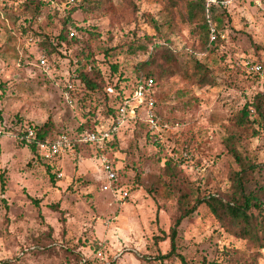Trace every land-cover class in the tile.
Here are the masks:
<instances>
[{
    "label": "rangeland",
    "instance_id": "obj_1",
    "mask_svg": "<svg viewBox=\"0 0 264 264\" xmlns=\"http://www.w3.org/2000/svg\"><path fill=\"white\" fill-rule=\"evenodd\" d=\"M42 1L39 14L23 11L25 0H0L7 6L0 15V126L9 134L0 141V264H182L153 259L170 250L163 237L179 214L178 187L190 202L227 193L229 173L238 169L225 144L230 132L240 134L243 154L264 163V123L241 127L235 118L264 92V76L254 70L264 68V8L254 0L217 7L215 44L207 46L184 8L166 0ZM163 45L174 62L162 57ZM151 54L164 68L157 100L170 123L161 139L167 148L187 147L190 158L172 184L145 129L122 131L105 151L130 193L125 200L103 190L100 153H65L49 170L48 160L15 141L21 124L50 118L57 133L86 121L107 127L117 102L105 87L134 83L136 65ZM198 64L211 83L201 82ZM80 71L100 72L106 85L90 90ZM177 243L188 263L264 264V249L228 232L205 204L183 220Z\"/></svg>",
    "mask_w": 264,
    "mask_h": 264
},
{
    "label": "trees",
    "instance_id": "obj_2",
    "mask_svg": "<svg viewBox=\"0 0 264 264\" xmlns=\"http://www.w3.org/2000/svg\"><path fill=\"white\" fill-rule=\"evenodd\" d=\"M166 1L170 7L182 6L185 10V16L188 23L193 27L194 31L203 36V42L207 46L215 44V41L211 39L210 25L214 24L216 26L214 20H216L218 17L217 7H224V9H226L228 6L221 4L223 0H217L218 2L211 4H209L210 0ZM68 2L69 4H74L76 3V0H69ZM43 6L44 1L42 0H25L22 10L29 11L34 9L35 12L41 14ZM6 8L7 6L5 7L3 3L0 4V15L2 9ZM92 8L94 9L96 6L94 5ZM57 38L65 39L64 33H61ZM58 44H60V40L58 41ZM163 46L162 57L164 60L174 62V59L172 58V49L167 45ZM154 66L156 67L159 65L156 64L155 56L151 54L149 59L136 65L138 73L134 83L131 85L125 84L124 88L118 82L110 83L109 86L107 85V87H105L107 94L111 97L113 96L117 102L116 105L111 109V120L116 117L118 107L124 101L125 97L130 95L133 89L140 83H143L149 78H153L155 81V110L161 118L162 126L165 123H170L169 119H166L159 110L157 100V74L161 73L164 68L161 66L155 68ZM198 68L201 69V82L211 83L212 80L207 73V67L198 64ZM113 69L117 70V66L113 65ZM78 77L80 81L90 90H97L106 85L105 77L97 71H94V76L85 71H80ZM112 87L113 91L110 92L109 88ZM252 110H254V114H257L258 117H252L250 114ZM235 116L237 124L241 127H251L254 126L256 122H261L263 124L264 92L258 93L254 101L249 104L247 103L239 112L236 113ZM54 126L55 124L52 118L42 125H25L23 123L17 128V130H15L17 133L14 135L15 141L20 146L30 148L34 155L39 156L40 154L37 150V143L34 141L28 143L25 140V135L27 134L28 129H33L35 131L36 140L38 141L54 140L63 134L76 137L84 133L86 130L97 129L96 127H92L93 125H90L88 121L80 124L75 129L63 130L61 132L59 131L58 133L56 132L57 130H55ZM132 128L133 130L138 128L145 129L147 138L158 147L157 150L158 153H160V161L162 166L165 168V173L170 176L169 182L171 184L175 182L178 179L175 177L178 176L179 172H182L184 164L189 162L190 158L184 155V152L187 150L185 148L187 147L174 144L171 146L172 148H170L169 145L167 148L161 139V132L167 128L161 129V131L158 133L151 129L150 124L147 121L137 118L131 121L128 125L121 128L119 133H117L109 142V148L117 144V140L122 131H127ZM240 141L241 136L236 132H230L225 139V144L229 153L234 157L236 163L238 164V169H232L229 173L230 188L227 193H225V195L209 193L199 195L195 197L194 202H190L188 193H185V191L178 187L179 197L177 198V204L179 214L174 224L170 228L169 234L163 237V239L166 237L170 238V250L167 254L158 255L153 259L160 260L161 263H164L165 259L179 258L182 264H194L188 263L184 255L178 252L177 238L179 236V227L181 226L183 220L196 212L202 204L208 206L216 220L228 232L237 237L249 240L259 249H264V163H258L252 157L248 156L247 154H243L237 147V144H239ZM85 148L91 149L92 154L94 155H99L100 153V150L91 143H77L75 148L68 151L67 153L82 151ZM61 156L62 155L59 157ZM40 158L42 157L40 156ZM46 164L49 170L50 167H55L51 164V161ZM54 174L56 175V173ZM4 183L5 182L3 181V185ZM102 248H104L103 245L96 246L95 252H98ZM83 261L84 264H94V261L89 258L84 259Z\"/></svg>",
    "mask_w": 264,
    "mask_h": 264
},
{
    "label": "built area",
    "instance_id": "obj_3",
    "mask_svg": "<svg viewBox=\"0 0 264 264\" xmlns=\"http://www.w3.org/2000/svg\"><path fill=\"white\" fill-rule=\"evenodd\" d=\"M217 0H210L209 4L216 3ZM233 0H223L222 5H230ZM255 4L259 8H264V0H254ZM212 39H214L217 29L214 24L210 25ZM42 64H45V57L41 58ZM254 70L264 76V68L257 64L254 66ZM113 91L112 88H109ZM70 97V96H68ZM155 81L153 78H149L143 83L136 86L130 95L125 97L124 101L119 105L116 117L111 120V123L101 129H89L79 136L71 137L67 134L60 135L54 140L38 141L36 140L35 131L28 129L25 135V140L28 143L36 142L37 150L40 156L48 161H51L60 155H64L70 150H73L77 143H91L100 150V165L101 169L106 176V182L102 188L104 191L112 192L115 197L120 199H127L130 196L129 191L123 187L119 182V172L115 164L110 157L105 154V151L109 148V142L113 137L119 133L121 128L128 125L131 121L140 118L144 119L150 124V127L155 132H160L163 128H168V123L163 126L161 124V118L155 110ZM8 130L5 127L0 126V141L7 137ZM185 156L189 157L187 151L184 152ZM60 176L62 174L60 173ZM97 257L102 259L103 252L99 251Z\"/></svg>",
    "mask_w": 264,
    "mask_h": 264
},
{
    "label": "crops",
    "instance_id": "obj_4",
    "mask_svg": "<svg viewBox=\"0 0 264 264\" xmlns=\"http://www.w3.org/2000/svg\"><path fill=\"white\" fill-rule=\"evenodd\" d=\"M252 2H253V3H255L254 1H252ZM260 9H263V8H260ZM259 65H261V66H262V64H260V63H259ZM262 67H263V66H262ZM261 75H262V74H261ZM262 76H263V75H262Z\"/></svg>",
    "mask_w": 264,
    "mask_h": 264
}]
</instances>
